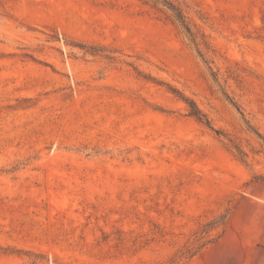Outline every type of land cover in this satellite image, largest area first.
Returning a JSON list of instances; mask_svg holds the SVG:
<instances>
[{"label":"rangeland","instance_id":"rangeland-1","mask_svg":"<svg viewBox=\"0 0 264 264\" xmlns=\"http://www.w3.org/2000/svg\"><path fill=\"white\" fill-rule=\"evenodd\" d=\"M168 1L207 62L162 0H0V264H264V0Z\"/></svg>","mask_w":264,"mask_h":264},{"label":"trees","instance_id":"trees-1","mask_svg":"<svg viewBox=\"0 0 264 264\" xmlns=\"http://www.w3.org/2000/svg\"><path fill=\"white\" fill-rule=\"evenodd\" d=\"M162 1H163V4L171 11L174 20L179 24L183 32L187 35L191 43L195 46L199 55L202 57V59L205 62H207L203 51L200 49V44H199L200 42L198 39V35L193 31L192 27L187 22L186 16L184 15L182 9L176 6L175 4H173L172 2H169L168 0H162ZM184 99L187 101V103L189 104L191 108V114L195 116L196 118H198L200 121L205 122L207 125L211 126V122L209 118L206 116V114H204L199 109V107L195 104V102L187 98H184ZM237 149L239 153H241L242 155L244 154L243 151L239 147H237ZM242 159H243V156H242ZM227 219H228V215L225 214L221 216V218L217 222L207 223L205 225V228L203 229V233H208L214 224H225ZM208 241H211V240H208Z\"/></svg>","mask_w":264,"mask_h":264}]
</instances>
